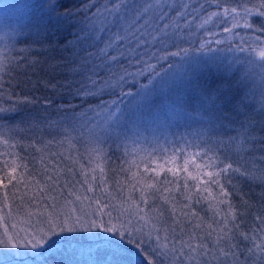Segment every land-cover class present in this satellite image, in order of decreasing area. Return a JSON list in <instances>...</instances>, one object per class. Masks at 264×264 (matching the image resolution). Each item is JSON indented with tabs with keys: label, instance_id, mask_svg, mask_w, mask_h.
<instances>
[{
	"label": "trees",
	"instance_id": "16d2710c",
	"mask_svg": "<svg viewBox=\"0 0 264 264\" xmlns=\"http://www.w3.org/2000/svg\"><path fill=\"white\" fill-rule=\"evenodd\" d=\"M93 2L98 3L100 0ZM43 3L44 0H0V61L5 64V71L0 72V108L7 110L0 115L19 113L14 121L0 120V176L4 177L0 191L7 186L18 187L22 194H27L31 201L36 202L34 197L39 193V188L43 190L39 186L46 182V175H57L54 171L53 174L48 171L45 173L50 158L61 157L57 153L53 156L52 151L60 144L67 145L71 147L69 151L77 161L72 170L70 187L79 190L89 205H94L100 213L111 212L113 217L120 214L128 219L146 217L149 224H153V227L157 225V231H161L164 236V242H159L162 251L172 248L171 241L174 236L185 242L183 252L177 254L168 251L162 258L163 264H191L194 258L200 264H264V252L261 251L264 248V103L260 101L261 89L256 92L252 87V76L248 78L251 83L248 95L255 104V109L240 116H230L229 120L236 122H224L226 134L219 122L194 113L190 108L176 106L178 112L192 118L185 120L186 123L195 124L196 117L203 122L187 126L189 134L184 146L181 143L175 144L171 153L160 160L147 163L156 167L155 173L145 172L141 165L129 169L125 165L126 159L112 147L99 153L91 149L93 143L77 140L79 133H73L67 138L56 135L54 130L47 127L49 123L59 126L63 118L70 116L73 111L79 115L89 109L100 111L98 105L102 107L105 103L111 106L118 99L117 95L87 96L77 93L75 84L69 87L71 77L53 73L48 70L47 65L28 69L27 75L23 74V67L19 75L15 71H7L6 56L23 47L16 41L23 39L20 35L22 31L28 33L25 25L44 11L41 7ZM62 3L64 10H69L79 5L80 0H62ZM161 4L162 6L155 9L157 16L164 17L161 23L166 22L178 10L183 12V17L173 16V19L181 24L182 29L185 21L187 22L186 30L190 35H186L183 30L181 35H185L190 43H184L181 47L188 48L190 56L231 65L234 69H240L241 76L245 74L248 77V66L246 68L239 63L236 53L240 52V46L249 52L256 45L264 44V32L260 31L264 22L259 17L246 13L237 14L238 11H226L225 8L231 7L224 0H161ZM183 4L187 7L180 8ZM234 5L237 4L234 2ZM259 6L264 8V0H261ZM119 20V17H114L113 22L108 24L103 34L105 38ZM239 20H244L240 27L237 26ZM245 24L251 27H245ZM225 27L231 31L225 32ZM240 37L245 43L242 44ZM66 38H69L67 30L58 32L54 37L60 41ZM100 43L101 41L95 40L86 43L85 47L98 46ZM124 46L130 45L125 43ZM37 50L39 51L38 48ZM57 55L69 56L70 53L62 52ZM39 59L43 61L45 57L40 56ZM251 72L250 70V74ZM113 85L115 86V82ZM125 91L134 92L135 89L126 87ZM116 92H120L119 87ZM120 98L126 100L124 97ZM155 104L161 106L163 101L157 99ZM37 116L44 118L46 122L37 123ZM22 119L25 123H21ZM241 123L244 124V129L240 128ZM180 124V120L174 123L178 127ZM216 131H219L217 137L214 136ZM242 132L249 133L247 140L244 135L238 136ZM231 138H236L235 142L230 143ZM217 140L221 143L217 144ZM108 143L110 141L101 146L106 147ZM209 147L213 151L208 152V156L215 158L219 155L217 163L221 167L231 163L238 170L230 172L229 178L221 179V183L230 193L227 197L220 194L218 186L203 183L206 176L202 180H193L183 171L185 159L189 161L188 171L192 176L216 171V168L203 167L204 159L200 157L196 158V163L201 168L198 169L191 163L194 153L205 152ZM180 150H183V155ZM173 154L176 155V162L166 163ZM100 163L105 165L103 171ZM41 165L42 168L39 167ZM168 167H179L181 170L178 173H169ZM12 168L16 169L15 179L9 183L7 172ZM16 178H20V182ZM149 184L152 187H148ZM58 185L60 186L59 182ZM61 194L64 195V191ZM41 206L52 207L51 202ZM161 209L165 210L162 219L158 215ZM174 220L178 223H174ZM242 236L247 239H241ZM188 245L192 247L189 248ZM201 245L205 250L203 252L200 250ZM155 247L156 244H151L145 250L144 247L137 248L126 243L113 255L111 249L100 248L98 251L95 245L89 250L81 249L75 244H61L46 252H42L40 248L16 249L9 257L0 259V262L88 264V259L98 256L105 259L104 261L114 260L118 264H151L154 257L149 253ZM192 248L196 250L193 251ZM225 251L229 252L227 256L223 254ZM183 256L189 261H183ZM155 259L160 264L161 257L157 256ZM89 264H92L91 261Z\"/></svg>",
	"mask_w": 264,
	"mask_h": 264
},
{
	"label": "snow or ice",
	"instance_id": "6c2138e0",
	"mask_svg": "<svg viewBox=\"0 0 264 264\" xmlns=\"http://www.w3.org/2000/svg\"><path fill=\"white\" fill-rule=\"evenodd\" d=\"M160 4L161 0H153L148 4H138L135 0H100L98 3L93 0H80V4L74 9L64 10L62 0H44L41 5L44 11L25 25L28 33L22 31L20 35L23 39L16 41L23 47L6 56L7 71H15L19 75L23 67V74L27 75L28 69L47 65L51 72L71 77L69 87L75 84L77 93L87 96L106 94L118 97L111 106L107 103L102 107L98 105L100 111L89 109L88 112L82 111L79 115L73 111L70 116L66 115L63 118L59 126L49 123L47 127L54 130L56 135L70 138L73 133H79L76 139L81 142L103 145L111 141L117 144L122 135L130 130L131 125L151 113L157 99H165L174 106L190 108L194 113L219 122L225 134L227 129L224 122L227 121L228 124L236 122L229 120L230 116H240L255 109V104L248 95L251 87L248 77L246 75L242 77L240 69H234L231 65L190 56L189 49L181 47L184 43H190L185 35H181L182 30L186 35H190L186 30L187 22L185 21V27L182 29L181 24L173 19V16L183 17V12L178 10L166 22L161 23L164 17L155 14V9ZM186 7L187 5L183 4L180 8ZM231 12L235 13L236 9H231ZM114 17L120 18L119 23L105 38L103 34ZM244 26L251 27L249 24ZM62 30L68 31L69 38L63 41L55 40L56 34ZM224 31L229 32L231 29L225 27ZM260 31L264 32V24L261 25ZM95 40L101 43L98 46L85 47L86 43ZM125 43L130 46L125 47ZM243 43L245 42L242 41ZM173 48L177 50L171 51ZM239 51L243 53L245 48L240 46ZM62 52H69L70 55H57ZM259 55L264 59V51ZM40 56H44L45 59L41 61ZM4 71L5 64L0 61V72ZM117 87L120 88L119 93L116 92ZM126 87L135 91H125ZM25 103L28 101L25 100ZM6 111L0 108V113ZM16 115L19 113L10 116L0 115V120L14 121ZM36 121L46 122L39 116L36 117ZM21 123L25 121L22 119ZM240 128L244 129L243 123L240 124ZM239 135H244L247 140L249 133L242 132L238 133ZM235 139L231 138L230 143L235 142ZM216 143L220 144L221 141L217 140ZM96 151L103 152V149L99 148ZM180 151L183 155V150ZM210 151H213L211 147L205 152L194 153L191 163L198 169L201 168V165L196 163V158L200 157L204 159L203 167L216 168V171L192 176L188 171L187 159L184 160L183 171L193 180H202V177L206 176L207 179L202 182L218 186L220 194L227 197L230 193L221 183V179L229 178L230 172L238 170L234 169L231 163L223 164L221 167L217 163L219 155L215 158L209 157ZM153 155L154 153H149L148 157L151 158ZM175 162V154L166 161ZM55 167L53 164V170ZM160 167L163 171V165ZM180 170L179 167L167 168L169 173H178ZM144 171L155 173L156 167L146 163ZM15 172V168L8 170L9 183L15 179ZM46 181L58 183L59 176L46 175ZM3 183L4 177L0 176V185ZM148 187L152 185L149 184ZM172 212L174 214L175 210ZM158 215L162 219L165 210H159ZM43 222L46 227L35 234L0 238V248L28 250L40 248L42 252H46L61 244L69 246L75 244L81 249L89 250L95 245L98 251L100 248L111 249L113 255H116L117 250L123 248L126 243L137 248L144 247L145 250L151 244H156L149 253L154 257L151 264H157L155 259L157 256L161 257L160 264H163L162 258L168 251L179 254L185 248V242L174 236L171 241L172 248L162 251L159 235L155 239L152 238L151 232L145 236L143 228L136 229L130 220H123L120 216L113 217L111 212H101L99 215L95 212L91 215L78 212L75 215L53 213ZM174 223L178 221L174 220ZM241 239L247 237L242 236ZM200 250L205 251L203 245ZM261 251L264 252V248H261ZM223 254L227 256L229 252L225 251Z\"/></svg>",
	"mask_w": 264,
	"mask_h": 264
},
{
	"label": "rangeland",
	"instance_id": "374dc122",
	"mask_svg": "<svg viewBox=\"0 0 264 264\" xmlns=\"http://www.w3.org/2000/svg\"><path fill=\"white\" fill-rule=\"evenodd\" d=\"M135 2L138 4H148L152 3L153 0H135ZM224 2L231 7H227L224 10L231 11L230 9H236V11H238L237 14L246 13L248 15L257 16L264 22V11L262 12L260 9L264 8L259 6L261 0H224ZM234 2L237 5H234ZM160 6H162V4H160L156 10ZM243 22L244 20L241 22L239 20L237 25L240 27L243 25ZM240 40L243 41V38L240 37ZM261 51H264V44L256 45L252 48V51L249 52H246V50L243 53L237 52L236 55L239 58V63H242L246 68L248 66V78L252 76V80L254 81L252 87L256 92H260L258 89H261V94L259 95L260 101L264 103V59L259 55ZM245 59L248 61H245ZM250 70L252 71V75L250 74ZM243 76H245V74H243L242 77ZM161 100L163 101V105L160 106L155 104L151 113L146 114L142 120L131 125L130 130L122 135V138L117 141V144H113L111 141L106 147L94 144L91 149L96 151V149L102 148L104 151L112 147L113 150L126 159V167L134 169L138 165L144 168L145 164L149 163V161L162 159L163 156L171 153L172 150L175 149V144L181 143L184 146V142L189 134L187 126L196 125L197 122H203V120L196 117L194 119L195 124L186 123L185 120L192 119L190 116L188 117L184 113L178 112L176 106L172 105L167 100ZM176 120L182 122L179 127L174 125ZM218 135L219 131H216L214 136L217 137ZM161 149H163V151H161ZM69 150H71L70 146L60 144L59 147L52 151L51 154L53 156L57 153L61 155V157L54 159L50 158L49 162H47L46 169L48 172H52V174L53 171L57 173L60 186L58 183H47V181H42L43 183L40 186L37 183L43 190L40 188L38 189L39 193L34 197L36 198V202L31 201L27 194H22L18 187L13 188L7 186L0 191V238L12 235L29 236L35 234L46 227L43 221L45 218L52 216L53 213H73L75 215L78 212L79 214L87 213L91 215L95 212L97 215L100 214L94 205H89V203L84 200L79 190L70 187L72 170L77 161L74 160ZM149 153H154V155L149 158ZM53 164L56 166L55 170H53ZM39 167L42 168V165ZM104 167L105 165L100 163V169L104 170ZM69 169H71V171H69ZM16 180L20 182V178H16ZM61 189H63L64 195L61 194L63 192ZM49 202H51L52 207L47 208L46 206H41ZM118 216L123 220H130L136 229L143 228L145 236L151 232L153 239L159 235V242H164L163 234H161V231H157L158 226L155 225L153 227V224H149L146 217L141 216L135 219L129 217L128 219L124 217V214ZM146 241L147 240H145V242ZM17 250L0 248V259L9 257L11 252ZM169 259L173 261L172 257H169ZM104 260L105 259L99 258L98 256H93L88 259L87 263L89 264L91 261L92 264H118V262L114 260ZM183 261L188 262L189 259L183 256ZM191 264H200V262L197 263L196 258H194Z\"/></svg>",
	"mask_w": 264,
	"mask_h": 264
}]
</instances>
